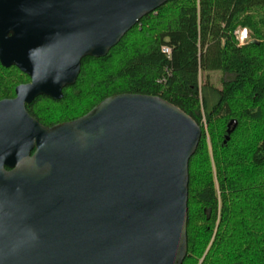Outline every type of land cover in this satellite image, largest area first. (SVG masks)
Segmentation results:
<instances>
[{
	"label": "water",
	"instance_id": "obj_1",
	"mask_svg": "<svg viewBox=\"0 0 264 264\" xmlns=\"http://www.w3.org/2000/svg\"><path fill=\"white\" fill-rule=\"evenodd\" d=\"M171 1L0 0V64L30 79L0 102V264L184 263L193 119L140 95L51 128L27 111Z\"/></svg>",
	"mask_w": 264,
	"mask_h": 264
},
{
	"label": "trees",
	"instance_id": "obj_2",
	"mask_svg": "<svg viewBox=\"0 0 264 264\" xmlns=\"http://www.w3.org/2000/svg\"><path fill=\"white\" fill-rule=\"evenodd\" d=\"M215 72L229 76L221 89ZM28 83L0 64V102ZM119 95L160 98L201 128L189 164L183 264H264V0H173L104 58H85L62 100L39 97L27 111L51 128ZM230 123L237 127L224 145Z\"/></svg>",
	"mask_w": 264,
	"mask_h": 264
},
{
	"label": "rangeland",
	"instance_id": "obj_3",
	"mask_svg": "<svg viewBox=\"0 0 264 264\" xmlns=\"http://www.w3.org/2000/svg\"><path fill=\"white\" fill-rule=\"evenodd\" d=\"M239 32L247 34V36H248L247 30H240ZM244 40H245V42L247 41V38L245 36H244ZM210 79H211V82L213 84H215L214 85L215 87H217L218 89H221L222 80H229V76L228 77H225V76L223 77L221 73L215 72V73H212L210 75Z\"/></svg>",
	"mask_w": 264,
	"mask_h": 264
},
{
	"label": "built area",
	"instance_id": "obj_4",
	"mask_svg": "<svg viewBox=\"0 0 264 264\" xmlns=\"http://www.w3.org/2000/svg\"><path fill=\"white\" fill-rule=\"evenodd\" d=\"M237 39L240 41V44H243L245 42L244 36L247 38V34L236 32ZM164 54H166L168 57L171 55V50L169 48H163Z\"/></svg>",
	"mask_w": 264,
	"mask_h": 264
}]
</instances>
